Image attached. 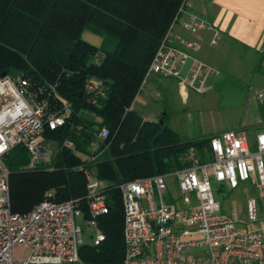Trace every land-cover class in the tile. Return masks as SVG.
Masks as SVG:
<instances>
[{
  "label": "trees",
  "instance_id": "16d2710c",
  "mask_svg": "<svg viewBox=\"0 0 264 264\" xmlns=\"http://www.w3.org/2000/svg\"><path fill=\"white\" fill-rule=\"evenodd\" d=\"M186 0H0V74L16 72L28 94L46 103L45 116L69 115L43 138L56 147L48 163L26 170L28 153L16 146L5 156L14 213L25 214L46 191L56 202L77 201L90 220L85 170L104 185L108 213L95 218L104 234L99 244L79 246L80 261L120 264L125 256L120 186L185 168L183 156L195 151L211 160L209 140L183 139L167 126L144 120L133 102L161 42ZM87 30L98 47L82 39ZM101 56L97 63L94 58ZM101 80L105 96L96 104L85 89ZM108 130L104 141L100 129ZM71 142L73 149L64 146ZM86 157V158H85ZM93 160L90 162L88 158Z\"/></svg>",
  "mask_w": 264,
  "mask_h": 264
},
{
  "label": "built area",
  "instance_id": "2783aa9c",
  "mask_svg": "<svg viewBox=\"0 0 264 264\" xmlns=\"http://www.w3.org/2000/svg\"><path fill=\"white\" fill-rule=\"evenodd\" d=\"M185 3L144 81L154 74L176 79L184 88L201 93L212 68L195 56L197 42L171 35L177 22L192 37L208 29L202 18L185 10ZM180 15L184 16L181 20ZM100 58L95 57L94 63ZM85 89L92 96V104L105 96L101 80H87ZM45 110L46 103L35 101L19 77L0 76V264H91L81 262L78 255L84 241L77 219L92 229L89 243L97 245L104 234L97 228L95 218L109 210L104 185L91 170L84 171L90 220H83L77 201L56 202L52 191H46L42 201L25 214L11 209L5 156L16 146H23L28 153L25 169L37 168L48 157L42 148L44 124L55 130L69 115L68 106L61 115L45 116ZM108 134L102 128L97 138L104 141ZM64 146L73 149L71 142ZM209 149V161L201 162L200 156L190 150L183 156L188 164L185 168L120 186L125 243L120 264H264V219L257 216L255 199L247 201L246 214L247 225L256 224V228H242L221 211L212 188V181L227 190L249 182L259 198H264V130L254 142L242 131L222 132L210 138ZM170 181L174 182V191ZM19 246L26 252L24 258L13 255Z\"/></svg>",
  "mask_w": 264,
  "mask_h": 264
},
{
  "label": "crops",
  "instance_id": "0c3cea01",
  "mask_svg": "<svg viewBox=\"0 0 264 264\" xmlns=\"http://www.w3.org/2000/svg\"><path fill=\"white\" fill-rule=\"evenodd\" d=\"M185 10L202 18L208 29L192 37L177 22L171 35L198 43L195 56L213 70L205 90L197 93L184 88L176 79L151 74L143 81L133 109L140 113L135 102L144 92L142 101L153 98L165 103L170 93L176 91L181 104L186 106L190 102L200 116L196 120L199 131L194 126L193 135L189 131L185 139L242 131L253 142V137L264 130V0H186ZM183 18L180 15V20ZM206 113L210 116L209 124L203 123ZM161 116L142 117L156 121ZM169 187L174 191V182L170 181Z\"/></svg>",
  "mask_w": 264,
  "mask_h": 264
},
{
  "label": "rangeland",
  "instance_id": "374dc122",
  "mask_svg": "<svg viewBox=\"0 0 264 264\" xmlns=\"http://www.w3.org/2000/svg\"><path fill=\"white\" fill-rule=\"evenodd\" d=\"M81 37L84 41H86L87 43L93 46L98 47L100 45L101 42L100 37L87 30H85L82 33ZM145 94L146 93L144 92L140 96V99H138L135 102L138 105L142 116L151 119V118H155L156 116L159 117L163 113H166L165 111H167L168 113L166 119L167 126L173 128L183 139L187 138V133L189 131L193 135L194 126L199 131V127L196 124L197 123L196 120L200 118L199 111L193 110V106L190 102H188L186 106L182 105L181 99L179 98L176 91H172V93H170V97L165 103H161L153 98L148 101H142L143 100L142 98ZM182 109H186V110L184 111V113H179L180 110ZM202 119H203V123L209 124L210 122L209 114L207 113L204 114L202 116ZM253 138L255 139V136ZM42 148L48 154V157L42 159L41 164L48 163L51 160V157L54 155L56 151V147L51 143H47L43 141ZM251 149H253V147H251ZM262 158L264 162V155L262 156ZM88 159L90 162L93 160V158L91 157H89ZM209 173L211 175V170H209ZM212 188L215 199L221 205V211L227 214L232 219H234L240 227L252 228V229L256 228V224L247 225L246 205H247V201L250 198L255 199L258 218L264 219V198L263 199L259 198L256 189L249 182L241 183L236 190H227L224 187H222L220 183H216L212 181ZM77 222L80 224L83 231V241L85 243L89 242L90 235L93 234L92 229L79 219H77ZM25 254L26 252L21 246L16 247L13 251V255L15 258H24Z\"/></svg>",
  "mask_w": 264,
  "mask_h": 264
},
{
  "label": "water",
  "instance_id": "95a60500",
  "mask_svg": "<svg viewBox=\"0 0 264 264\" xmlns=\"http://www.w3.org/2000/svg\"><path fill=\"white\" fill-rule=\"evenodd\" d=\"M10 75L13 76V77H17L18 76V74L16 72H11ZM0 76L4 77V76H6V74H0ZM164 116H165V113L162 114L161 118H163ZM161 118H159V123L162 124L163 120Z\"/></svg>",
  "mask_w": 264,
  "mask_h": 264
}]
</instances>
